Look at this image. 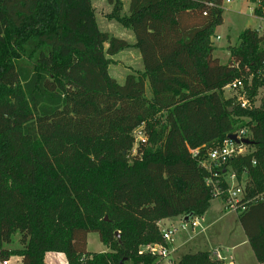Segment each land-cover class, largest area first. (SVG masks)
<instances>
[{"label":"trees","instance_id":"1","mask_svg":"<svg viewBox=\"0 0 264 264\" xmlns=\"http://www.w3.org/2000/svg\"><path fill=\"white\" fill-rule=\"evenodd\" d=\"M103 1L132 45L98 28L91 0H0V263L159 264L146 250H170L157 223L202 217L215 178L201 163L245 129L251 144L225 167L247 176L238 222L264 264V35L243 29L220 63L224 0H128L126 15ZM129 47L142 69L119 84L108 68ZM90 233L105 252H87ZM169 264L223 263L198 251Z\"/></svg>","mask_w":264,"mask_h":264},{"label":"rangeland","instance_id":"2","mask_svg":"<svg viewBox=\"0 0 264 264\" xmlns=\"http://www.w3.org/2000/svg\"><path fill=\"white\" fill-rule=\"evenodd\" d=\"M120 1L121 14L126 15L128 0ZM224 3L225 2L223 1V23L221 26L216 28L215 34L211 38V42L216 48L214 54L219 59L220 63L226 62L228 58L227 47L237 45V36L243 29L249 28L257 31L259 35H264L262 30L264 17H256L254 15L253 11L255 7L253 3L249 0H231L229 4ZM91 4L98 28L109 35L122 39L129 45H132L134 42L132 33L121 27L116 22L108 19L107 16L111 12V7L103 0H91ZM216 37L218 39H216ZM108 69L110 76L119 84H122L126 74L142 69L140 56L137 50L129 47L128 49L121 51L116 56L111 58V63ZM234 94L235 92L233 91L224 90L225 98L231 97ZM262 95L263 92L262 89H260L258 96L260 97ZM133 135L136 140L142 138L140 129H136L133 132ZM134 153L135 149L131 152V154L133 155ZM203 164L206 167L208 166L206 159L203 160ZM230 173L234 174L231 168L227 166L222 177V179L225 180V184L228 187L238 186L243 189L244 184L247 182V176L245 174H241L240 177L237 178L234 174L235 178L230 180ZM223 207L224 205L221 198H212L210 200L209 207L203 214L202 218L203 226L207 228L203 233L192 237L193 232L189 226L185 227V229L178 228L172 236L173 241L190 237L193 239L187 243V248H182L176 253L171 254L170 257L162 259L159 264H168L167 259H175L176 256L185 254L188 251H194L196 249H204L211 252L214 248L218 247V244L227 246L228 249H233L232 247H234V249L231 250L234 264H257L248 245L239 247L244 239L241 226L238 222V215L240 214V211H225ZM178 221L179 218H172L169 223H172L173 226H177L179 224ZM220 231H226L227 236L225 237L222 234L219 235ZM16 238L17 237H15L14 240H16ZM17 246L18 244L15 241L11 245V247ZM86 250L90 253H102L101 251H106L105 247L99 242L98 236L95 233L87 235ZM241 251H243V256L239 254ZM18 262L20 261H17V264H19Z\"/></svg>","mask_w":264,"mask_h":264},{"label":"built area","instance_id":"3","mask_svg":"<svg viewBox=\"0 0 264 264\" xmlns=\"http://www.w3.org/2000/svg\"><path fill=\"white\" fill-rule=\"evenodd\" d=\"M231 0H224L225 3L229 4ZM248 1V0H245ZM216 39H218L216 37ZM243 89L242 81L237 79L232 83L225 86L224 90L237 92ZM237 103L240 107L244 108L246 106V100L244 97H238ZM248 131L245 129H241L233 133L236 136L237 140L247 139ZM246 153L245 145L239 143L236 144L228 139H225L219 147L213 148L207 152L206 161L208 166L206 167L203 162L202 166L206 168L208 172L213 173V177L215 181H207L208 185L212 188L211 198H221L224 204L225 211H243L245 209V205L239 204V201L244 198L242 188L238 186H231L225 189H221L219 187V178L223 177V174L226 171V165L229 161L234 159L239 155H243ZM219 172H222L221 174ZM235 178L233 173H230L229 179L233 180ZM259 199L256 197L251 200H247L246 203L251 202L253 200ZM199 218H193L188 222L181 221L177 227L171 226L170 228L164 229L161 231L163 241L168 245L172 242V236L177 231L178 228L185 229V227L189 226L190 229L195 232L203 231V227L199 222ZM200 223V224H199ZM146 250L150 253L158 254L161 258H166L170 255L172 250H167L161 245H151L146 248ZM213 259L216 261L222 262L225 260L224 257L221 256L219 252H214ZM0 264H9V260L2 262Z\"/></svg>","mask_w":264,"mask_h":264},{"label":"crops","instance_id":"4","mask_svg":"<svg viewBox=\"0 0 264 264\" xmlns=\"http://www.w3.org/2000/svg\"><path fill=\"white\" fill-rule=\"evenodd\" d=\"M224 4H225V3H224ZM215 31H216V30H215ZM223 205H224V204H223ZM223 209H224V207H223ZM224 210H225V209H224ZM177 218H179L178 223H180V222L183 221V219H184V218H182V217H177ZM202 218H203V215H202V217L199 218V220H200V222H201V224H202V227H203V231H201V232H197V231L193 232V231L191 230V231L193 232V236H192V237H194V236H196V235H198V234H200V233L205 232V230L207 229L205 226H203ZM170 220H171V219H163V220H160V221L157 223V226H158V229H159L160 232L163 231L164 229H167V228H170L171 226H173L172 223H169ZM178 225H179V224H178ZM178 225H177V226H178ZM177 226H174V227H177ZM221 234L224 235L225 237L227 236V235H226V234H227L226 231H220V232H219V235H221ZM243 235H244V234H243ZM192 237H190V238H186V239L182 238V239H180V240L178 239V240H175V241L172 240V242H171L170 244H168L170 250H172V252L170 253V255L176 253L178 250H180V249H182V248H187V247H186V246H187V243H189V242L193 239ZM229 237H231V236H229ZM175 244H176V245H175ZM245 245H248V243H247L246 238H245V236H244V239H243L241 245H239V247H244ZM248 246H249V245H248ZM232 248L234 249V247H232ZM249 248H250V247H249ZM105 249H106V248H105ZM233 249H228L227 246H224V245H220V244H218V247H217V248H214L213 251H211V252H208V251H206V250H204V249H196V250H194V251H188L187 253H195V252H198V251H206V252H208L209 255L213 258V254H214V252L217 251V252H219V253L221 254L222 257L225 258V260L223 261L224 264H234V259H233V256L231 255V250H233ZM188 250H189V248H188ZM101 252L103 253V252H105V251H101ZM187 253H185V254H187ZM239 254H240L241 256H243V251L239 252ZM170 255H169L168 257H170ZM181 255H183V254H181ZM181 255H179V256H181ZM252 255H253V254H252ZM179 256H176L175 259H167L168 264H169L171 261H176L177 258H178ZM168 257H167V258H168ZM17 261H20L19 258H17V257H12V258H10V260H9V264H17ZM161 261H162V260H161ZM161 261H160V262H161ZM18 263L20 264V262H18ZM44 264H66V261H65V258H64V256H63L62 254L46 253L45 256H44Z\"/></svg>","mask_w":264,"mask_h":264},{"label":"water","instance_id":"5","mask_svg":"<svg viewBox=\"0 0 264 264\" xmlns=\"http://www.w3.org/2000/svg\"><path fill=\"white\" fill-rule=\"evenodd\" d=\"M228 111L230 112L231 109H229ZM226 139H228V140H230V141H232V142H234V143H236V144H239V143H241V144H243V145H250V144H251V142H250L248 139L237 140L236 136L233 135V134L228 135V136L226 137ZM188 219H189L188 217H185V218L183 219V221H184V222H187ZM116 236L118 237V234H116Z\"/></svg>","mask_w":264,"mask_h":264}]
</instances>
